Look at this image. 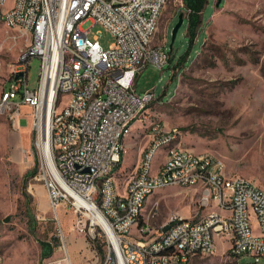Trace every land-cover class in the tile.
<instances>
[{"label": "built area", "instance_id": "built-area-1", "mask_svg": "<svg viewBox=\"0 0 264 264\" xmlns=\"http://www.w3.org/2000/svg\"><path fill=\"white\" fill-rule=\"evenodd\" d=\"M164 5L165 0H14L4 16L28 43L0 93V113L15 124L21 106L31 108L39 151L34 178L42 182L54 213L63 205L81 218L77 223L88 222L91 237L103 247L96 264H196L214 254L215 236L228 242L225 260L238 264L240 258L252 257L260 263L264 188L244 176L231 179L219 159L211 163L208 153L180 143L159 158L156 170H147L152 148L180 133L177 128L164 132L162 122L153 124L134 175L121 187L111 185L109 170L125 153V129L144 116L155 97L153 88L135 93L136 77L147 65L161 69L169 59L165 40L153 42ZM84 7H91V14H84ZM96 24L114 37L107 49L96 36L89 37ZM70 27H78V35H71ZM33 56L39 57L40 71L31 89L27 72ZM67 84H75L77 97L62 96ZM43 123L46 130L56 124V133H48L47 153L41 148ZM175 180L198 192V208L205 211L199 216L171 213L155 228L140 217L139 202L153 185ZM96 211L102 221H92ZM134 224L137 230L131 235ZM159 244H172L170 257L158 252Z\"/></svg>", "mask_w": 264, "mask_h": 264}, {"label": "rangeland", "instance_id": "rangeland-1", "mask_svg": "<svg viewBox=\"0 0 264 264\" xmlns=\"http://www.w3.org/2000/svg\"><path fill=\"white\" fill-rule=\"evenodd\" d=\"M216 1L208 0L200 34L182 63L176 65L188 44L185 20L167 64L161 69L147 65L137 75L135 93L153 88L155 97L124 140L125 153L112 171L117 187L134 175L149 141L150 125L160 121L164 131H180L166 148L180 143L193 152L208 153L223 163L227 174L244 176L264 188V0H221L219 5ZM13 5L14 0H5L0 11L7 12ZM182 9L181 0H166L153 42L164 39L168 50L178 13L185 16ZM94 36L104 49L114 41L100 24L91 28L89 37ZM27 43L23 31L0 21V93L8 87L11 68ZM39 65V57L33 56L27 72L31 89L38 84ZM61 109L62 105L56 108ZM30 112L29 106L22 105L21 121L15 124L7 113H0V264H58L59 259H64L61 264H74L71 243L75 255L89 253L82 256V264H94L96 257H102L103 247L91 237L88 222L77 223L81 218L63 205L54 213L42 182L31 176L30 171L37 170L39 151ZM197 198L192 187L158 189L148 197L142 220L158 228L171 213L199 216L205 210L198 208ZM136 230L134 224L130 234ZM42 242L56 244L50 255L42 256ZM214 242V254L196 264H232L221 256L227 250L226 239L215 236ZM262 263L264 259L254 263L252 257L238 260V264Z\"/></svg>", "mask_w": 264, "mask_h": 264}, {"label": "bare ground", "instance_id": "bare-ground-1", "mask_svg": "<svg viewBox=\"0 0 264 264\" xmlns=\"http://www.w3.org/2000/svg\"><path fill=\"white\" fill-rule=\"evenodd\" d=\"M4 1L5 0L0 1V5H2ZM10 10L4 13L0 11V21H3L7 26H10V18L5 17L4 15L5 13H8ZM84 14H91V7H84ZM70 34L78 35V27H70ZM64 94H69L70 97H77L78 89H75V84H67V89H62V96ZM137 120L138 119H136L135 121ZM155 123L156 122L150 125V131H153V124ZM132 126L128 127V129H125V136H127L130 133ZM48 133H56V124H48V130H46L45 123H43L41 148H42V151L46 153L50 149ZM174 137H175V134L171 135L169 138L163 139V141L160 144H157L156 146L152 148L151 154H148V158H147V170H156V166L159 164V159L156 160L155 164H153V162L158 154H161L160 158H162V156H168V153L171 151V149L175 148V147H167V148L165 147V145L168 142H170ZM124 140L125 139L122 140V147H124ZM209 157H211V163H218V159L214 158L211 155H209ZM114 167L115 166H112L111 169L109 170V179H111V185L116 187L114 177L112 176V171ZM231 179H242V177L241 176H231ZM173 185L182 186V180H175L174 182L160 183L158 185H153V191H151V194H153L158 189H162V188L173 186ZM151 194H145V196L139 202V213H140L141 218L143 216V209H144L145 201ZM95 220H98V221L103 220L102 215L98 211L94 212V214L92 215V221H95ZM171 251H172V244H159L158 245V252L163 253V257H170ZM147 264H154V260H147ZM170 264H178V260H170Z\"/></svg>", "mask_w": 264, "mask_h": 264}, {"label": "trees", "instance_id": "trees-1", "mask_svg": "<svg viewBox=\"0 0 264 264\" xmlns=\"http://www.w3.org/2000/svg\"><path fill=\"white\" fill-rule=\"evenodd\" d=\"M181 1L183 4L182 10L185 14L184 20L186 23L184 36L188 44L185 50L181 54H179V56L177 57L176 65H179L185 60V57L190 51V48H194V39L195 37H198L200 34V30L202 27V20H203V12L208 3V0H181ZM170 53H171V50L168 51V54ZM118 165L119 163H117L116 166ZM35 172H36V167H34V169L30 171L31 176L34 175ZM55 246L56 244L42 242L41 243L42 256L50 255Z\"/></svg>", "mask_w": 264, "mask_h": 264}, {"label": "crops", "instance_id": "crops-1", "mask_svg": "<svg viewBox=\"0 0 264 264\" xmlns=\"http://www.w3.org/2000/svg\"><path fill=\"white\" fill-rule=\"evenodd\" d=\"M18 120H19V122L21 121V117H20V119L18 118ZM147 131H148V126H147V129H146ZM149 132V131H148ZM131 133V132H130ZM140 156V155H139ZM140 160V159H139ZM115 183H116V181H115ZM118 186V184L116 183V187ZM148 199V198H147ZM147 199H146V201H147ZM146 201H145V204H146ZM144 207H145V205H144ZM143 211H144V209H143ZM70 240H72V238L70 237L69 238V240H68V242H70ZM65 246V245H64ZM56 247V246H55ZM54 247V248H55ZM228 247V246H227ZM54 248H53V250H54ZM69 248H70V254L72 255L71 257H72V260H73V262H74V264H82V256H87L89 253H82L81 254V257L80 256H77V255H75V250H76V247H75V245L74 244H70L69 245ZM53 252V251H52ZM54 255H55V252H54ZM222 257H223V254L221 255ZM64 259H59V260H57L58 261V264H61V263H59V261L61 262V261H63ZM96 258H95V261H94V264H96Z\"/></svg>", "mask_w": 264, "mask_h": 264}, {"label": "water", "instance_id": "water-1", "mask_svg": "<svg viewBox=\"0 0 264 264\" xmlns=\"http://www.w3.org/2000/svg\"><path fill=\"white\" fill-rule=\"evenodd\" d=\"M220 2H221V0H217L216 1V5H219ZM183 21H184V16H183V13L180 12V13H178L177 22L175 23V25L173 26V28L170 31L171 41H170V44H169L168 51L171 50L172 43H173V41L175 39L176 33H177L179 27L182 25ZM166 229H167V226H164L162 228L163 231H165Z\"/></svg>", "mask_w": 264, "mask_h": 264}]
</instances>
